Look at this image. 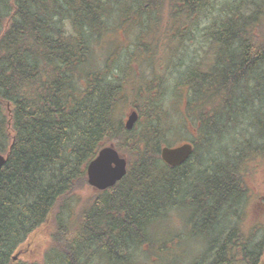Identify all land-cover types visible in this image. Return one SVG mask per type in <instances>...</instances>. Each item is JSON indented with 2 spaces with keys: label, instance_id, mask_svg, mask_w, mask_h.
Instances as JSON below:
<instances>
[{
  "label": "trees",
  "instance_id": "16d2710c",
  "mask_svg": "<svg viewBox=\"0 0 264 264\" xmlns=\"http://www.w3.org/2000/svg\"><path fill=\"white\" fill-rule=\"evenodd\" d=\"M216 9V0H0V154H7L0 170V264H93L100 258L126 264L150 242L153 223L195 208L197 194L202 204L187 222L191 237L206 248L192 264H259L264 238L243 243L237 224L246 199L241 168L264 157V35L244 31L247 18H264V3L222 2L224 18L205 36L211 63L200 58L193 67L190 55L189 64L165 72V85L157 88H142L134 75L131 83L136 49L123 76L112 39L126 28L136 33L155 24V14L165 11L170 39L183 40L187 20ZM102 45L115 50L113 60ZM146 80L159 82L154 75ZM131 98L139 119L127 131L118 113ZM164 101L182 102L180 116L198 136L189 142L190 158L175 168L160 160L164 138L177 129ZM238 118L246 120L250 136L233 155L219 153ZM109 145L125 157L126 175L69 218L73 193L87 186L86 166ZM50 222L42 260L12 262L29 236Z\"/></svg>",
  "mask_w": 264,
  "mask_h": 264
},
{
  "label": "rangeland",
  "instance_id": "374dc122",
  "mask_svg": "<svg viewBox=\"0 0 264 264\" xmlns=\"http://www.w3.org/2000/svg\"><path fill=\"white\" fill-rule=\"evenodd\" d=\"M224 1H229V4L235 2V0H216V10L204 11L199 16L194 15L190 22L187 20L184 24L185 28L183 32L185 34L183 35V40L170 39L173 32L168 31L167 19H169V16H165V11H160V14H155L158 15L156 16L155 24L150 23L143 28H139L136 33L132 29L127 28L117 32L112 39H114L115 46L120 51L118 58L120 63L118 65L121 67L120 71L123 73V76H126V73L129 72L130 64L126 62L129 60V57L131 59V52L134 49H136V55L134 57L136 61L131 65V83L134 80V75L140 78V80H136L135 82L143 83L142 88L144 89L157 88L158 84L165 85V72L169 74L175 65L189 64L190 55L195 56V60L193 61L192 59L190 61L192 63H190L191 66L196 67L197 64L195 61L200 58H204V62L209 65L213 51L205 36L211 25L218 26L222 22L224 13L220 12V6H222V2ZM256 1L259 4L264 3V0ZM252 13V15H256L257 10L253 9ZM196 23L199 26L194 30ZM244 23L246 24L244 31L247 34L252 28L257 35H264V18L256 22L254 16V21L250 17ZM238 24H242V22L238 21ZM254 24L256 25L254 26ZM179 29L182 30L181 27ZM262 41L257 40V42ZM106 53H108L109 57H112L115 54V50L107 45H102V54L105 55ZM115 56L116 54L112 60ZM105 59H103V62ZM178 71L179 69H177ZM152 75L156 76L159 82L157 80L153 82L146 80ZM175 77L173 74L172 78ZM129 83L126 82V84ZM127 87L129 88L130 86L127 85ZM177 89L179 92L182 91L183 85L180 84ZM171 97L176 99V97ZM132 99L125 101L119 110L118 116L123 121V125L130 111ZM165 106L169 111V116L172 117L171 122H174L175 126H177V129L169 131L164 138L168 142V147H175L196 140L198 136L195 129L190 123L186 124V120L180 116V111L183 107L182 102H178L173 106L171 102L165 105L164 101L162 104L164 113ZM2 113L4 112L2 111ZM182 115L185 117V112ZM237 125L239 126L230 129L228 134L225 135L223 147L220 148L218 146L216 148L219 153L227 152V154L233 155L235 149L243 148L244 140L250 136V132H248L245 119L238 118ZM257 158L252 162H246L241 168L243 171V188L246 191V199L242 207L241 219L237 224V230L240 235V240L243 243L249 242V244L250 242L254 244L264 238V157L260 156ZM156 186L158 187L159 185L156 184ZM92 195L93 191L88 186L75 191L72 195L73 198L69 202V218L72 215V211L75 216L81 204ZM198 196L199 194L193 199L195 208L196 205L202 204V200ZM195 208L179 211L173 210L167 216L153 223L149 229L150 242L148 241L149 243L142 245L140 250L136 251L127 260L126 264H192L198 261L203 256L206 245L200 237H191V228L188 225L187 219L193 215ZM73 223L75 222L73 221ZM52 226L53 223L50 222L48 225L39 228L36 238H33V234L29 236L30 240L33 238V241L29 244L30 240L28 238L21 246L23 256L19 257L18 262H40L42 260L46 252L48 235ZM197 229L199 232H202L205 230V226L198 224ZM211 235V238L218 236L215 232L211 233ZM260 263L264 264V251L259 259ZM93 264L108 263L105 259L102 260L100 258L94 261Z\"/></svg>",
  "mask_w": 264,
  "mask_h": 264
},
{
  "label": "water",
  "instance_id": "95a60500",
  "mask_svg": "<svg viewBox=\"0 0 264 264\" xmlns=\"http://www.w3.org/2000/svg\"><path fill=\"white\" fill-rule=\"evenodd\" d=\"M137 121V112L131 110L124 122L125 130L131 131ZM192 153L193 146L189 143L176 147H163L160 150V159L166 166L175 168L184 164ZM6 159L7 156L0 155V170ZM126 171L127 161L125 157L120 155L112 145H109L102 148L86 166V181L94 192H103L120 182L126 175ZM19 254H16L12 261H16Z\"/></svg>",
  "mask_w": 264,
  "mask_h": 264
},
{
  "label": "flooded vegetation",
  "instance_id": "af4514ba",
  "mask_svg": "<svg viewBox=\"0 0 264 264\" xmlns=\"http://www.w3.org/2000/svg\"><path fill=\"white\" fill-rule=\"evenodd\" d=\"M5 106H6V108H8L9 105H5ZM3 126H4V124L0 123V128L3 127ZM33 236H34L33 238H36L38 236V231L35 232V234H33ZM33 238H31V240L29 239L30 240L29 244L33 241Z\"/></svg>",
  "mask_w": 264,
  "mask_h": 264
},
{
  "label": "bare ground",
  "instance_id": "6f19581e",
  "mask_svg": "<svg viewBox=\"0 0 264 264\" xmlns=\"http://www.w3.org/2000/svg\"><path fill=\"white\" fill-rule=\"evenodd\" d=\"M124 4V3H123ZM242 245V244H241Z\"/></svg>",
  "mask_w": 264,
  "mask_h": 264
}]
</instances>
